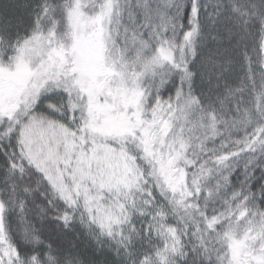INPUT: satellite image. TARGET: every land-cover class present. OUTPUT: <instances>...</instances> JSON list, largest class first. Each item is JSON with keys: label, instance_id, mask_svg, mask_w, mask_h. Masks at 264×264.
Returning <instances> with one entry per match:
<instances>
[{"label": "snow or ice", "instance_id": "6c2138e0", "mask_svg": "<svg viewBox=\"0 0 264 264\" xmlns=\"http://www.w3.org/2000/svg\"><path fill=\"white\" fill-rule=\"evenodd\" d=\"M0 0V264H264V0Z\"/></svg>", "mask_w": 264, "mask_h": 264}, {"label": "trees", "instance_id": "16d2710c", "mask_svg": "<svg viewBox=\"0 0 264 264\" xmlns=\"http://www.w3.org/2000/svg\"><path fill=\"white\" fill-rule=\"evenodd\" d=\"M25 2L26 0H4L5 7L3 11L7 16H11V17L20 15L26 10L18 7V5H22Z\"/></svg>", "mask_w": 264, "mask_h": 264}]
</instances>
